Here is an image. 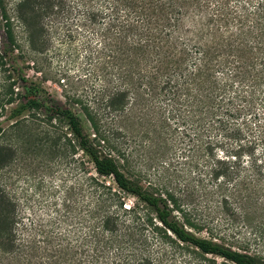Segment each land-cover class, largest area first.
Listing matches in <instances>:
<instances>
[{
    "label": "trees",
    "instance_id": "1",
    "mask_svg": "<svg viewBox=\"0 0 264 264\" xmlns=\"http://www.w3.org/2000/svg\"><path fill=\"white\" fill-rule=\"evenodd\" d=\"M196 1L20 0L15 7L34 44L79 37L81 71L100 82L90 100L81 97L87 126L49 94L39 98L41 88L23 75L24 92L10 87L0 99V108L22 99L47 126L64 124L67 145L93 165L96 175L82 171L78 192L71 187L61 200L64 221L81 226L67 237L80 240L81 264H264V253L226 234L231 221L264 218V0H210L209 8ZM14 19L0 0L9 44ZM129 121L150 131L153 153L175 169L178 184L129 176L138 152L128 148ZM14 222L5 207L0 232L8 240Z\"/></svg>",
    "mask_w": 264,
    "mask_h": 264
},
{
    "label": "rangeland",
    "instance_id": "2",
    "mask_svg": "<svg viewBox=\"0 0 264 264\" xmlns=\"http://www.w3.org/2000/svg\"><path fill=\"white\" fill-rule=\"evenodd\" d=\"M19 1L7 0L9 14L15 18L14 44H9L0 27V52L5 62L4 67L0 66V99L10 87L13 92H24L19 80L23 75L41 88L39 98L43 99V93L49 94L87 126L81 112V97L90 100L91 89L100 82L91 75L84 76L81 71L79 37L70 44L60 42L56 36L46 46L34 44L29 40L31 31L15 17ZM196 4L205 8L211 6L210 0H197ZM37 35H33L34 40ZM41 119V112H29L22 99L0 108V226L5 207L15 212L9 240L0 232V264H81L80 240L69 242L67 239L68 235L77 236L81 226L76 218L64 221L61 200L71 187L78 192L82 171L92 176L96 174L88 158L78 148L67 145L66 126L53 122L54 129ZM127 124L123 130L128 132V148L138 149L137 154L134 153L137 162H133L134 169H130L129 176H138L140 171L142 184L147 182L144 175H159L163 182L178 184L175 169L162 165L160 157L153 153L149 145L150 131L137 128L132 121ZM105 181L113 185L110 179ZM132 201L133 197L125 195L126 204ZM190 202L192 206L203 204L196 196H191ZM215 208L219 210L209 205V211ZM75 211L78 209L74 208ZM212 214L214 224H218L220 214ZM226 228L230 242H247L249 252L264 253V218L245 222L236 219ZM199 234L206 236L205 232Z\"/></svg>",
    "mask_w": 264,
    "mask_h": 264
}]
</instances>
